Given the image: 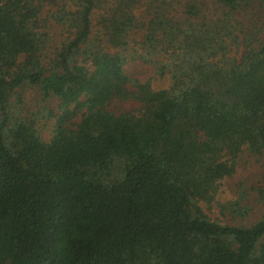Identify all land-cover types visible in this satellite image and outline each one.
<instances>
[{
    "label": "trees",
    "instance_id": "trees-1",
    "mask_svg": "<svg viewBox=\"0 0 264 264\" xmlns=\"http://www.w3.org/2000/svg\"><path fill=\"white\" fill-rule=\"evenodd\" d=\"M216 1L0 0V264H264V210L202 206L264 155V0ZM135 57L169 85L129 75ZM27 88L56 100L48 140ZM255 190L264 206V174Z\"/></svg>",
    "mask_w": 264,
    "mask_h": 264
},
{
    "label": "rangeland",
    "instance_id": "rangeland-1",
    "mask_svg": "<svg viewBox=\"0 0 264 264\" xmlns=\"http://www.w3.org/2000/svg\"><path fill=\"white\" fill-rule=\"evenodd\" d=\"M177 6L184 3L185 0H176ZM206 5L202 9V13L215 15L219 13L220 7L217 6L216 0H199ZM252 13V11L250 12ZM245 16V15H244ZM247 23L254 25L256 22L252 14L245 16ZM50 35V39L46 44L43 60L46 61L47 56L53 51L56 44L62 39L63 31L60 26L51 24L49 29H46ZM126 72L141 80H150L154 88H166L169 85L168 73L160 76L156 72V66L150 63L143 62L136 57L127 59L125 64ZM22 104V114H29L32 111L37 112V116H42L37 122L36 127L40 132L43 140H48L52 134L53 118L47 119L46 112L43 108H54L56 105L55 99L43 100L37 89L27 88L24 91ZM132 106H137L131 102H115L112 108L117 111L129 109ZM264 174V155L253 156L248 151H243L236 159L235 172L230 176L222 179L218 185L215 201L212 207L207 209L202 203L204 211L208 215L217 219L220 223L230 225H248L255 221L264 210V206L257 201L256 187L258 186L261 176ZM242 195V204L249 207V212L245 217H232L228 212L221 213L219 204L226 201H232Z\"/></svg>",
    "mask_w": 264,
    "mask_h": 264
}]
</instances>
